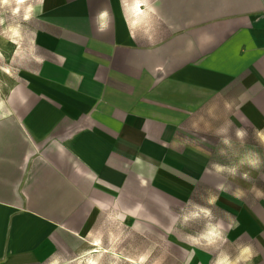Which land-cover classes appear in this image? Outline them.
<instances>
[{
  "label": "crops",
  "instance_id": "1",
  "mask_svg": "<svg viewBox=\"0 0 264 264\" xmlns=\"http://www.w3.org/2000/svg\"><path fill=\"white\" fill-rule=\"evenodd\" d=\"M41 4L48 55L0 95V264L47 260L120 199L129 211L131 172L157 178L181 122L227 88L264 127V0Z\"/></svg>",
  "mask_w": 264,
  "mask_h": 264
},
{
  "label": "rangeland",
  "instance_id": "2",
  "mask_svg": "<svg viewBox=\"0 0 264 264\" xmlns=\"http://www.w3.org/2000/svg\"><path fill=\"white\" fill-rule=\"evenodd\" d=\"M41 6V0L0 4V95H8L24 80L26 69L48 55L38 39L46 28ZM241 89L242 85L227 88L220 106L213 101L181 122L157 178L151 179L147 166L149 180L141 186L131 172L129 211L127 201L120 199L97 214L83 237L59 236L53 255L37 264H213L218 248L236 255L244 246L251 249L250 264H264V167L242 169L251 179H230L229 191L216 190L222 178L209 170L212 161L235 159L231 152L228 157L219 154L222 145L216 132L221 126L229 128L237 153L253 150L264 157V127L251 125L243 112L246 98H238L248 94L231 99ZM237 129L247 134L243 142L235 137ZM237 187L243 191L239 199L233 195ZM210 195L216 197L213 204L207 202ZM194 205L211 209L212 215L201 213L199 219L184 222L183 215ZM206 224H215L223 233L219 245H209L202 235ZM90 249L97 251L87 253Z\"/></svg>",
  "mask_w": 264,
  "mask_h": 264
},
{
  "label": "clouds",
  "instance_id": "3",
  "mask_svg": "<svg viewBox=\"0 0 264 264\" xmlns=\"http://www.w3.org/2000/svg\"><path fill=\"white\" fill-rule=\"evenodd\" d=\"M8 0H0V4H6ZM27 19V17H25ZM217 137L219 138V144L222 147L219 148V154L225 157H228L231 152L235 157L234 160H229L228 163H220L216 161L210 162V171L214 172L218 177L222 179L215 185L217 191H229L232 190V185L229 183L230 179H235L236 177H240L245 181H249L251 179L250 173L248 171H243L242 169H252L259 171L262 167H264V157L258 152L253 150H247L242 153H237L234 150V144L229 135V128L221 126L217 132ZM246 132L243 129H237L235 132V137L237 140L243 142L246 137ZM261 142H264V135H261ZM210 155V153H208ZM233 195L237 197V199L242 198L243 191L239 187L235 188L233 191ZM216 197L214 195H210L208 197V203L213 204L215 202ZM195 209H199L196 211ZM203 213L205 216H211V209L204 208L201 205H194L193 210H191L188 214H184L182 220L184 222H188L190 219L196 220L199 219ZM206 233L202 234L207 239L209 245H219L223 239V233L217 228L215 224H206ZM252 259L251 249L248 246L242 247L236 255L228 251H223L218 248L215 253L213 264H250Z\"/></svg>",
  "mask_w": 264,
  "mask_h": 264
},
{
  "label": "bare ground",
  "instance_id": "4",
  "mask_svg": "<svg viewBox=\"0 0 264 264\" xmlns=\"http://www.w3.org/2000/svg\"><path fill=\"white\" fill-rule=\"evenodd\" d=\"M18 3H23L25 0H17ZM94 251H97L96 249H90L87 251V253H90V252H94Z\"/></svg>",
  "mask_w": 264,
  "mask_h": 264
}]
</instances>
